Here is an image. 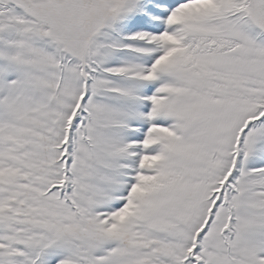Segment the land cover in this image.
<instances>
[{
  "label": "snow or ice",
  "instance_id": "obj_1",
  "mask_svg": "<svg viewBox=\"0 0 264 264\" xmlns=\"http://www.w3.org/2000/svg\"><path fill=\"white\" fill-rule=\"evenodd\" d=\"M0 264H264V0H0Z\"/></svg>",
  "mask_w": 264,
  "mask_h": 264
}]
</instances>
